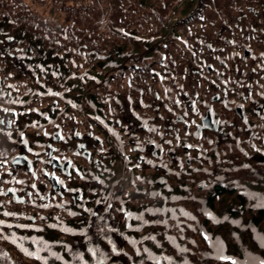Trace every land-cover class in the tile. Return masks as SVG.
<instances>
[{
	"label": "flooded vegetation",
	"instance_id": "flooded-vegetation-1",
	"mask_svg": "<svg viewBox=\"0 0 264 264\" xmlns=\"http://www.w3.org/2000/svg\"><path fill=\"white\" fill-rule=\"evenodd\" d=\"M220 6L144 71L0 18V264H124L137 227L259 190L264 0Z\"/></svg>",
	"mask_w": 264,
	"mask_h": 264
},
{
	"label": "trees",
	"instance_id": "trees-1",
	"mask_svg": "<svg viewBox=\"0 0 264 264\" xmlns=\"http://www.w3.org/2000/svg\"><path fill=\"white\" fill-rule=\"evenodd\" d=\"M7 4L12 0H0ZM52 1L54 7L59 5L60 12L65 13L68 18L69 27H97L101 25V21L106 15L110 16L108 23H113L116 27L127 29L126 33H138L148 42L152 37L165 35V26L171 24L179 14H186L196 9L199 3H210L212 0H157L151 1L149 6L138 7L139 0H46ZM69 4V7L67 6ZM104 5V10L100 8ZM183 7V8H182ZM201 9V7H200ZM12 10H17L13 8ZM73 24H72V23ZM151 26H157L158 29L153 30ZM161 27V30L159 29ZM87 36V34H84ZM146 50H150V45H147ZM142 49L141 51H143ZM244 202V201H242ZM262 214V213H261ZM264 218L263 215L260 219Z\"/></svg>",
	"mask_w": 264,
	"mask_h": 264
},
{
	"label": "rangeland",
	"instance_id": "rangeland-1",
	"mask_svg": "<svg viewBox=\"0 0 264 264\" xmlns=\"http://www.w3.org/2000/svg\"><path fill=\"white\" fill-rule=\"evenodd\" d=\"M151 1H153V0H139V6L138 7H144V9H146V6H149ZM28 4L35 11V13H39L40 16L46 17L48 22H52L53 20H59L62 25H66V24L69 23L68 22V18L69 17L65 13L60 12L61 11V7L59 5H57V7H54L52 1H48L46 3H42V2H39V1H35V0H28ZM67 6L69 7V4ZM100 8L102 10L105 9L104 5H101ZM59 9H60V11H59ZM107 18L110 19V16L106 15L103 18V20L100 22L101 25H98L97 27L93 26V27H84V28L101 29V28H103L105 26H115L113 23L109 24ZM179 18H182L181 14L178 15L177 20ZM53 22H55V21H53ZM84 28H81V29H84ZM96 37H100V34H98ZM111 39H112V36H111ZM96 41H98V40H94V42H96ZM99 41H101V40H99ZM128 41L130 42V40H128ZM79 42L83 43V42H85V39L81 38ZM134 43H131V44L137 46V48L139 47V45H140V47L141 46L142 47L143 46H147V45H144L146 43H142V42H140L139 44L137 43V45H136V42H134ZM140 47H139V50L141 49ZM140 54H141L140 57L143 58V54L144 53L140 52ZM262 201H264V199L261 200L260 202H262ZM252 214H257V213L256 212H252ZM222 228H224V227H222ZM262 228L264 229V226ZM218 229L219 228H213V230L215 231L214 233L216 235H220V233L217 232ZM225 231L227 232V234H226ZM253 231L254 232L252 234V237H250V236L246 237L245 234H242V235H244V240L245 241L237 242V245H235L234 242L230 241V239L228 237V235L232 234V231L230 230V226H228V227H226L225 230H222V232L224 233L223 236L225 238L220 236V239L218 241H215L216 248L214 250H216V252H217V249L222 247V255L225 256V257H231L233 260H234V256H233V254L230 256V254L232 252H234L235 250H240L242 255H240L237 252L235 253V254H237V255H235V260L238 262V264H259V262L262 259L261 253L264 250V238L260 237L261 233L257 232V230L255 228L253 229ZM211 235H214V234L211 233ZM258 235H260V236H258ZM186 237L190 239L191 238V232H190L189 235H186ZM43 245L46 248L48 247L46 243H44ZM174 245L175 244H173V246ZM50 247H55V246L50 245ZM170 249L171 248H169L168 250H170ZM209 249L211 250V248H209ZM126 251H128V253L130 255H132V251L131 250H126ZM216 255H218V252H217ZM184 256H186L188 264H194V262H197L199 260V252H196V253L192 254L191 251H188L186 249L185 252H184ZM44 258H45V261H47L48 264H56L57 257H51V256L46 255L45 257H43V259ZM79 260H81L82 263L84 262V259H82V258H79ZM184 260L185 259H183V261ZM224 260L225 259H219V262L221 264H223ZM123 261H124V264H132V259L131 258H124ZM149 261H153V259H148L147 262H149ZM180 262H182V261L175 260V258H174L172 263H168V264H180ZM219 262H217V264H220ZM29 263L36 264V262L34 260H29ZM158 263L159 264H165V262H163V261H158ZM42 264H43V262H42ZM86 264H93V261L91 259H88ZM182 264H184V263L182 262ZM197 264H200V263L198 262Z\"/></svg>",
	"mask_w": 264,
	"mask_h": 264
},
{
	"label": "snow or ice",
	"instance_id": "snow-or-ice-1",
	"mask_svg": "<svg viewBox=\"0 0 264 264\" xmlns=\"http://www.w3.org/2000/svg\"><path fill=\"white\" fill-rule=\"evenodd\" d=\"M50 94L59 95V93H50ZM73 106L75 107V105H73ZM216 123H220V122H219V121H216ZM77 135H79V134L77 133ZM81 147H83V145H81ZM58 182H59V183H62V181H58ZM33 187H35V185H33ZM249 195H252V194H249ZM257 207H264V203L258 204ZM4 215H12V213H4ZM185 215H188V214L185 213ZM207 215H208L210 218H213V217H211V213H207ZM190 218H191V219H195V217H190ZM213 219H214V218H213ZM18 227H26V226H24V225H19ZM65 230L68 231V229H65ZM204 239H205V240H209L210 237H208L207 235H205V236H204ZM13 242L15 243V241H13ZM25 251H26V250H25ZM217 252H218V256H217L218 259L231 260V264H238V262H237L236 260H233L231 257H225V256L222 255V247H221V248H218V249H217ZM26 254L29 255V256L34 255V254L31 253V252H27ZM37 258H39V257H37ZM259 264H264V260H261V261L259 262Z\"/></svg>",
	"mask_w": 264,
	"mask_h": 264
}]
</instances>
